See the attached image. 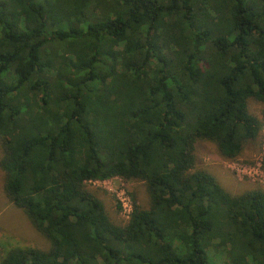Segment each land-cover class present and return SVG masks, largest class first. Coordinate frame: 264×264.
<instances>
[{
	"label": "trees",
	"instance_id": "16d2710c",
	"mask_svg": "<svg viewBox=\"0 0 264 264\" xmlns=\"http://www.w3.org/2000/svg\"><path fill=\"white\" fill-rule=\"evenodd\" d=\"M250 100L264 0H0L3 191L49 242L0 264H264V192L195 168L259 140ZM115 177L149 200L123 226L85 187Z\"/></svg>",
	"mask_w": 264,
	"mask_h": 264
},
{
	"label": "rangeland",
	"instance_id": "374dc122",
	"mask_svg": "<svg viewBox=\"0 0 264 264\" xmlns=\"http://www.w3.org/2000/svg\"><path fill=\"white\" fill-rule=\"evenodd\" d=\"M248 110L262 121L259 140L248 144L235 161L223 159L214 143L199 140L195 144V168L212 175L219 185L231 196H238L252 190L264 192V173L261 169L264 154V105L250 100ZM1 157V147H0ZM4 174L0 169V261L7 251L13 248H34L47 250L48 240L31 225L28 217L13 206L3 191ZM85 187L93 192L103 204L109 220L119 226L127 223L124 206L119 201L123 193L126 205L135 202L142 209L149 206L148 196L142 182L112 178L106 181H88ZM119 205V210H117ZM126 206V207H127ZM210 251L217 264H227L225 255ZM216 254V255H215Z\"/></svg>",
	"mask_w": 264,
	"mask_h": 264
},
{
	"label": "built area",
	"instance_id": "2783aa9c",
	"mask_svg": "<svg viewBox=\"0 0 264 264\" xmlns=\"http://www.w3.org/2000/svg\"><path fill=\"white\" fill-rule=\"evenodd\" d=\"M120 196L121 197H119L118 199L121 202V204L124 206V213H125L126 218L129 219L133 209H132L131 205H129V206L126 205L125 201L127 199L124 197V194L122 193Z\"/></svg>",
	"mask_w": 264,
	"mask_h": 264
}]
</instances>
